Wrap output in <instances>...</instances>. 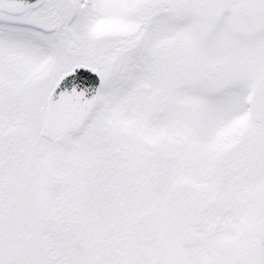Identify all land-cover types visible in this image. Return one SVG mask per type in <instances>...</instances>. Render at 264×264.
I'll list each match as a JSON object with an SVG mask.
<instances>
[{
	"label": "snow or ice",
	"instance_id": "snow-or-ice-1",
	"mask_svg": "<svg viewBox=\"0 0 264 264\" xmlns=\"http://www.w3.org/2000/svg\"><path fill=\"white\" fill-rule=\"evenodd\" d=\"M0 264H264V0H0Z\"/></svg>",
	"mask_w": 264,
	"mask_h": 264
}]
</instances>
